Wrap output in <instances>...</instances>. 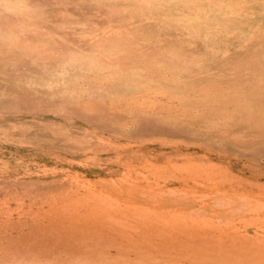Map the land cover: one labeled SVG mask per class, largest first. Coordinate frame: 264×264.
Segmentation results:
<instances>
[{
	"label": "rangeland",
	"instance_id": "1",
	"mask_svg": "<svg viewBox=\"0 0 264 264\" xmlns=\"http://www.w3.org/2000/svg\"><path fill=\"white\" fill-rule=\"evenodd\" d=\"M8 1L0 33L28 50L0 44V90L31 74L0 102V264H264L257 45L225 24L245 15L264 45V0H205L224 27L164 23L184 0ZM71 54L84 61L58 89L26 61Z\"/></svg>",
	"mask_w": 264,
	"mask_h": 264
},
{
	"label": "bare ground",
	"instance_id": "2",
	"mask_svg": "<svg viewBox=\"0 0 264 264\" xmlns=\"http://www.w3.org/2000/svg\"><path fill=\"white\" fill-rule=\"evenodd\" d=\"M223 3V2H222ZM252 5V4H251ZM11 5L9 4L8 0H0V10L5 11V10H10L11 9ZM216 7V6H215ZM214 7V8H215ZM229 7V6H228ZM177 10L175 12H173L170 15V19H165L164 23H169V21H176L178 19H186L189 23H191L192 25H196L198 24V20L201 17V25L202 27L205 26L204 22H203V16H208L209 13H213L214 10H210L207 7V4L205 2V0H202L200 2H196V0H184L183 4L180 6L177 4ZM219 9V7H218ZM219 11V10H218ZM264 13V5L262 7H259L258 9H256V14L257 13ZM215 16V20L213 21L212 26H216V27H224V24H222L219 20H218V15L219 12L213 13ZM248 19V17H247ZM246 19L245 15H239V17L237 16L236 19H231L227 22H225L226 27L230 30H233L234 34L237 36L238 35V39L240 40L242 37H246V40H248L246 42V44H250V43H254L255 45H257V49L255 50L254 54H251L249 57L246 56V81H248V87L246 86V109L247 108V102L248 100H250L251 102L253 101L255 106H256V111L258 114L264 116V88L261 90V92H259L256 95L254 90L252 89L254 85L258 84V80L257 79H262L264 81V50H261L260 47H264V45L261 43L263 41H256V35L260 34V30H258V27H256V25H251L248 20ZM168 27H166V30ZM200 30L199 26L196 27ZM185 30V29H184ZM138 35L146 41V44L148 45V43H150V45L152 46V44H154V42L157 41V33L154 30L151 31H139ZM257 35V36H258ZM249 36V37H248ZM13 37V38H12ZM14 37L15 34L12 33L9 30H4V33H0V44L3 48H7L9 49V47H12L15 50H28V48H26L23 43H19L17 46L14 45V41L16 40ZM17 38V37H16ZM258 39V37H257ZM256 41V42H255ZM215 41L213 40L211 34H206L205 37H203L202 42H201V50L204 51V49H207L208 55H209V59L212 62V64H214L216 67H220L221 70L222 69V62L219 61V57L218 55V51L215 49ZM237 47H232L231 49H236ZM37 52H40L38 50H35ZM165 51V50H163ZM71 57H68L67 60L65 59H57V64H60L59 67H57V69H54L53 66H49L47 64V62L42 63L40 58L36 55H34L35 58L33 59H27L26 56V61H30V63L32 64V66L34 67L33 70L36 73H40L43 75L42 77V81L44 83H48L50 80H52L54 77V88L58 89V88H62V83L63 81H65L66 83L68 82L69 84L73 83V74L71 73V69L70 66L73 65H81L84 61L83 59V55L81 56H75L74 54H71ZM79 55V54H78ZM232 59H236L237 61H241V59H238L237 55H233L231 56ZM6 63V62H5ZM5 63H3L5 65ZM42 64H44L42 66ZM179 65H177L178 67ZM181 67V66H179ZM190 69L192 71H194V73H198V72H202L203 71V67L198 64L197 62L194 65H190L189 66ZM27 68V66H26ZM43 68H45L47 70V73L45 74L44 72H42ZM23 69H25V67L23 66ZM29 69V68H28ZM207 70V69H206ZM22 71V70H21ZM30 71V70H29ZM27 72L24 74L23 77L19 78L17 76L16 73L11 74L12 76H15L14 83L13 81L9 80L7 83L4 82V87H2V89L0 90V102L5 100V102L7 101L8 98H14L16 99L17 96H19L18 94H16L13 89L15 87H21L22 85L25 86V83L27 82V78L28 75L31 74L30 72ZM196 75V74H195ZM198 80L200 81L199 76ZM210 81L212 79H209ZM48 81V82H47ZM213 82H211L210 84L213 86H216V81L212 80ZM63 89H60L59 91H61ZM212 90V89H211ZM251 97V98H249ZM210 98V97H208ZM253 98V99H252ZM202 100V99H201ZM208 101V99H207ZM242 101V100H241ZM252 102V103H253ZM242 105L243 101H242ZM252 119H250L249 121H251ZM254 122V121H252ZM250 124H246V127L249 126ZM252 128H255V131H257V133L260 132L259 128H256V126H254V124L251 125ZM243 132V131H241ZM227 203V202H226ZM202 212V211H201Z\"/></svg>",
	"mask_w": 264,
	"mask_h": 264
}]
</instances>
